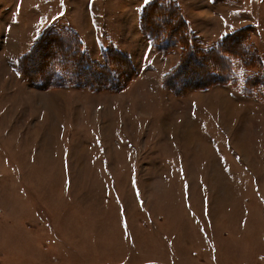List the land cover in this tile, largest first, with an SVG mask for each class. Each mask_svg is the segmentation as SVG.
I'll return each mask as SVG.
<instances>
[{
	"label": "rangeland",
	"instance_id": "1",
	"mask_svg": "<svg viewBox=\"0 0 264 264\" xmlns=\"http://www.w3.org/2000/svg\"><path fill=\"white\" fill-rule=\"evenodd\" d=\"M171 1L193 60L167 18L150 45L143 0H0V264H264V81H247L264 76V0ZM244 27L232 80L164 85L188 54L185 79L207 77L206 53ZM66 30L90 63L129 56L114 85L54 65Z\"/></svg>",
	"mask_w": 264,
	"mask_h": 264
},
{
	"label": "trees",
	"instance_id": "2",
	"mask_svg": "<svg viewBox=\"0 0 264 264\" xmlns=\"http://www.w3.org/2000/svg\"><path fill=\"white\" fill-rule=\"evenodd\" d=\"M162 17L167 18V22L169 23V25H167L168 27H170L171 25H175V27L172 26L171 28L174 31L176 30L177 44H180L183 49H188L190 51V54H192V60L198 57V47L195 40L197 36L190 27L189 23L186 21V17L182 13L180 7L171 0L152 1L148 3L142 11L141 24L151 38L152 47L159 50L164 46V44L159 45L155 40L158 38L157 35H159L157 32L158 25L155 22H157L158 18ZM151 21H154L153 25L151 24ZM245 30L246 28L244 27L237 29L232 33H228L222 40L219 41L216 46L212 47L209 52L206 53V55H208L211 59L209 67L211 72L207 77H205L204 79L200 78L194 80L191 83L189 80L187 81L185 79L183 75L187 69L189 70L191 68L190 65H192L188 63V59H190V56L188 54V56L184 58V63H181V61L176 67H173L168 73L165 74V76L163 77L164 85L170 88L175 93H178L183 91V89H187L189 87L206 88L210 84L227 83L232 80L234 76V73L232 74L231 72V66L233 62L232 59H245V57L240 56L241 51L245 52V48H247L248 46V41L244 40L243 38V33H245ZM58 36H60L64 43L59 45L61 46V49L58 48V50L61 51L57 52L56 55L51 58L57 57L59 59L54 60L53 63L55 66L57 65L59 68L63 67L65 69H69L68 71H66V73L72 76L70 78H75L77 74L79 76L78 79H89L88 81L93 85L98 83H105L109 86H112L114 85L116 79L114 60L117 59V61L121 62L119 58L120 54L130 59L129 56L125 55L123 52L113 49L111 50L110 57L108 54L110 51L104 52L105 64L100 65L99 63L94 62L90 63V55L87 49L84 47L82 41L76 36L75 33L70 30H66L62 33H59ZM39 43L40 42L35 43L38 48L41 45V43L40 45H38ZM31 50L22 55L19 59V65L22 72H24L25 68H27V70L30 72L34 71V68H36L35 66H33L34 63H36L34 58L38 55L40 56V53L32 52ZM247 62L248 61H246V63ZM128 63L129 60L127 61V64ZM84 66L85 68H83ZM188 66L190 67L188 68ZM49 67H52V64H50ZM82 71L87 76H83L81 74ZM260 71H264V63L262 61L260 63ZM35 73L36 76L34 77L32 82L38 83L37 81H40V79L47 82L49 75H40L39 70ZM95 80H101V82L97 81L96 83H94L93 81ZM247 81L249 85L248 87H250L249 89L255 90L257 89L258 85L263 83L264 76L259 77V80H256L254 77H250L247 79Z\"/></svg>",
	"mask_w": 264,
	"mask_h": 264
},
{
	"label": "crops",
	"instance_id": "3",
	"mask_svg": "<svg viewBox=\"0 0 264 264\" xmlns=\"http://www.w3.org/2000/svg\"><path fill=\"white\" fill-rule=\"evenodd\" d=\"M199 14H203V15H207V12H205V10H202V11H200V12H198Z\"/></svg>",
	"mask_w": 264,
	"mask_h": 264
},
{
	"label": "snow or ice",
	"instance_id": "4",
	"mask_svg": "<svg viewBox=\"0 0 264 264\" xmlns=\"http://www.w3.org/2000/svg\"><path fill=\"white\" fill-rule=\"evenodd\" d=\"M143 3L147 5L149 3V0H143Z\"/></svg>",
	"mask_w": 264,
	"mask_h": 264
}]
</instances>
